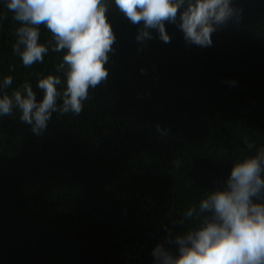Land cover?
I'll return each mask as SVG.
<instances>
[{
  "label": "trees",
  "instance_id": "1",
  "mask_svg": "<svg viewBox=\"0 0 264 264\" xmlns=\"http://www.w3.org/2000/svg\"><path fill=\"white\" fill-rule=\"evenodd\" d=\"M7 3L0 0V96L27 82L40 101L37 83L49 75L62 92L67 50L53 51L41 24L38 43L49 50L24 66L14 52L22 24ZM104 3L116 39L108 76L89 89L81 113H54L40 136L19 109L0 116V264H154V248L198 228L201 200L264 147V0H232L238 18L206 48L186 44L167 22L170 43L155 30L138 42L143 22Z\"/></svg>",
  "mask_w": 264,
  "mask_h": 264
},
{
  "label": "clouds",
  "instance_id": "2",
  "mask_svg": "<svg viewBox=\"0 0 264 264\" xmlns=\"http://www.w3.org/2000/svg\"><path fill=\"white\" fill-rule=\"evenodd\" d=\"M115 6L138 29L136 40L159 39L170 43L165 22L182 31L188 45L212 46V35L230 20L238 18L232 0H114ZM7 9L13 19L21 22L16 30L14 52L24 66L43 62L48 48L38 43L39 25L43 24L55 40V52L67 50L60 68H65V89L58 91L59 77L40 79L37 88L43 98L25 82L22 90L0 96V116H9L14 108L21 112L20 120L40 136L54 113L79 115L82 102L106 80L107 63L116 37L108 23L104 0H8ZM179 13V15H178ZM13 79L7 76L2 87L8 88ZM235 83V82H233ZM247 143V138L245 139ZM249 148L253 147L251 144ZM179 166V161H176ZM264 147L255 155L237 160L223 188L209 192L199 204V213L206 214L198 228L169 237L158 244L152 255L154 264H264ZM261 201L259 203L254 202ZM195 207L184 216L191 219ZM176 246L173 254L165 244Z\"/></svg>",
  "mask_w": 264,
  "mask_h": 264
}]
</instances>
